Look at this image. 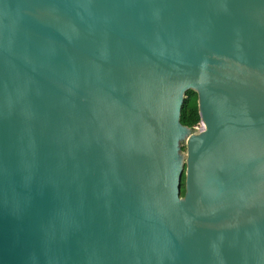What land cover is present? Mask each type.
<instances>
[{
  "label": "water",
  "instance_id": "water-1",
  "mask_svg": "<svg viewBox=\"0 0 264 264\" xmlns=\"http://www.w3.org/2000/svg\"><path fill=\"white\" fill-rule=\"evenodd\" d=\"M0 264H264V0H0Z\"/></svg>",
  "mask_w": 264,
  "mask_h": 264
},
{
  "label": "trees",
  "instance_id": "trees-1",
  "mask_svg": "<svg viewBox=\"0 0 264 264\" xmlns=\"http://www.w3.org/2000/svg\"><path fill=\"white\" fill-rule=\"evenodd\" d=\"M181 122L189 127H195L202 123L201 114L199 111L198 94L195 91H190L188 98L182 108ZM184 149L186 147L184 146ZM185 175L183 176L182 195L185 194Z\"/></svg>",
  "mask_w": 264,
  "mask_h": 264
},
{
  "label": "built area",
  "instance_id": "built-area-1",
  "mask_svg": "<svg viewBox=\"0 0 264 264\" xmlns=\"http://www.w3.org/2000/svg\"><path fill=\"white\" fill-rule=\"evenodd\" d=\"M197 127H200V128H202V127H203V124L201 123L200 125H197Z\"/></svg>",
  "mask_w": 264,
  "mask_h": 264
}]
</instances>
